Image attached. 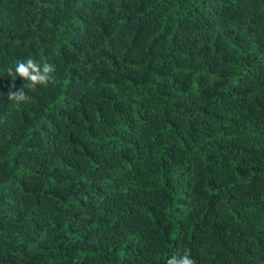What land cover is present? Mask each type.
Wrapping results in <instances>:
<instances>
[{
  "label": "trees",
  "instance_id": "trees-1",
  "mask_svg": "<svg viewBox=\"0 0 264 264\" xmlns=\"http://www.w3.org/2000/svg\"><path fill=\"white\" fill-rule=\"evenodd\" d=\"M184 251L264 264V0H0V264Z\"/></svg>",
  "mask_w": 264,
  "mask_h": 264
},
{
  "label": "clouds",
  "instance_id": "clouds-1",
  "mask_svg": "<svg viewBox=\"0 0 264 264\" xmlns=\"http://www.w3.org/2000/svg\"><path fill=\"white\" fill-rule=\"evenodd\" d=\"M55 68L47 62H39L31 57L16 63L7 70V76L14 81L19 77L24 81L25 87H30L32 91H36L38 87H46L53 82ZM25 87H21L16 91L11 89L7 93V99L14 104H23L28 100ZM189 251L174 253L166 264H196V261L190 258Z\"/></svg>",
  "mask_w": 264,
  "mask_h": 264
}]
</instances>
